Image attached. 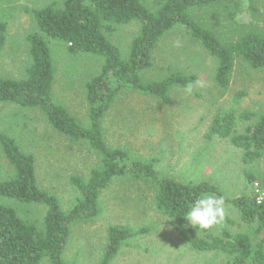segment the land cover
I'll use <instances>...</instances> for the list:
<instances>
[{"label":"trees","instance_id":"1","mask_svg":"<svg viewBox=\"0 0 264 264\" xmlns=\"http://www.w3.org/2000/svg\"><path fill=\"white\" fill-rule=\"evenodd\" d=\"M230 0H64L61 6L50 4L30 10L38 28L27 36L30 65L22 79L0 76V102L42 112L59 134L84 143L99 165L87 178L74 175L70 185L78 192L73 205L65 211L56 195L40 186L34 155L26 153L17 141L0 132V148L12 170L0 178V264H69L65 260L72 229L79 222H89L100 212V198L115 180L130 178L150 182L156 190L158 212L178 226L177 239L198 252H216L227 256V264H264V199L259 196L224 198L246 223L244 232L232 234L223 228L220 235L203 230L199 237L187 227L186 213L202 195L223 197L220 188L207 181L182 182L164 177L155 169V161L145 163L124 148L112 147L106 140L104 119L124 92H137L170 103V91L198 82V76L174 73L161 80L146 81L144 74L153 67V51L173 29L182 28L217 61L215 84L227 90L236 62L244 61L253 69L264 70V32L250 29L237 38H226L202 16L204 11L218 19ZM235 16L229 18L234 20ZM136 23L139 27L127 56L109 39L117 26ZM238 25V24H237ZM245 26H242V28ZM238 30L234 31L237 32ZM8 25L0 22V54L7 42ZM64 44L70 54L94 56L101 61L98 75L84 83L88 103L87 123L82 124L54 96L55 67L50 43ZM246 96L236 95V102ZM242 122H252L239 132ZM219 137L243 151L244 162L264 161V113L238 114L236 109L218 114L207 134ZM250 180L254 181L251 177ZM225 197V196H224ZM20 206L46 208L41 226L24 218ZM112 226L99 264H112L131 238L145 234Z\"/></svg>","mask_w":264,"mask_h":264},{"label":"rangeland","instance_id":"2","mask_svg":"<svg viewBox=\"0 0 264 264\" xmlns=\"http://www.w3.org/2000/svg\"><path fill=\"white\" fill-rule=\"evenodd\" d=\"M63 1L0 0V22L8 25L7 42L0 54V76L22 79L30 65L27 36L38 31L30 10L50 4L61 6ZM157 1L145 0L149 5ZM202 16L226 38H237L241 30L264 32V0H230L218 19L211 18L206 11ZM233 16L234 20L229 21ZM138 29L136 23L117 26L108 33L109 39L127 56ZM50 50L55 67L54 96L78 121L86 124L88 103L84 83L99 74L101 61L91 55L70 54L58 41L50 43ZM216 70V59L198 41L182 28L173 29L155 47L153 67L145 72L144 79L157 81L179 72L198 76L199 83L193 85L191 94L184 88L172 89L169 104L137 92L122 93L104 119L106 140L112 147L127 149L140 161H155V169L161 176L176 177L184 183L207 181L217 185L223 199L264 197V161L246 163L243 151L228 139L207 138L218 114L234 109L238 114L264 113V70L253 69L238 60L227 90L215 84ZM240 92L246 96L236 102ZM251 123H240L238 131L243 132ZM0 132L9 134L26 153L35 156L40 186L56 195L65 211L78 197L70 185V177L87 178L90 170L99 165L86 144L56 132L39 110L0 102ZM11 174L0 148V178ZM155 195V187L148 181L130 178L113 181L102 192L99 215L74 225L65 253L67 263L99 264L109 228L122 226L147 232L128 240L112 264H227L223 253L198 252L189 244L180 243L178 226L156 210ZM13 205L24 218L41 226L45 207ZM223 207L224 219L210 233L218 236L223 228L232 234L246 231L240 213L225 201ZM187 227L199 237L205 235L203 229L198 230L189 222ZM41 264L50 262L44 260Z\"/></svg>","mask_w":264,"mask_h":264},{"label":"clouds","instance_id":"3","mask_svg":"<svg viewBox=\"0 0 264 264\" xmlns=\"http://www.w3.org/2000/svg\"><path fill=\"white\" fill-rule=\"evenodd\" d=\"M199 83V82H197ZM193 85L189 83L185 86V91L191 94ZM264 197L258 198V203ZM224 199L215 195H202L195 199L186 213V220L189 224L200 230H207L220 223L224 219Z\"/></svg>","mask_w":264,"mask_h":264},{"label":"built area","instance_id":"4","mask_svg":"<svg viewBox=\"0 0 264 264\" xmlns=\"http://www.w3.org/2000/svg\"><path fill=\"white\" fill-rule=\"evenodd\" d=\"M259 198H261V196H259ZM262 201V200H261Z\"/></svg>","mask_w":264,"mask_h":264}]
</instances>
